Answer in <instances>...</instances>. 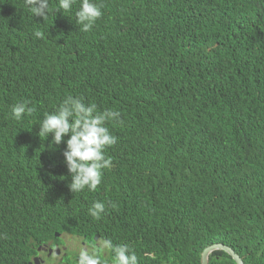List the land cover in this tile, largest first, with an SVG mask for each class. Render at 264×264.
<instances>
[{"label": "trees", "instance_id": "1", "mask_svg": "<svg viewBox=\"0 0 264 264\" xmlns=\"http://www.w3.org/2000/svg\"><path fill=\"white\" fill-rule=\"evenodd\" d=\"M95 2L103 15L83 32L78 3L65 17L49 0L41 19L25 0H0V264H27L54 233L107 229L141 202L133 188L156 224L190 218L208 244L250 238L238 251L264 264V0ZM69 94L120 112L95 191H69L65 145L33 125ZM23 100L35 112L15 121ZM202 248L161 261L135 252L141 264H200ZM218 254L234 264L223 251L210 264Z\"/></svg>", "mask_w": 264, "mask_h": 264}, {"label": "clouds", "instance_id": "2", "mask_svg": "<svg viewBox=\"0 0 264 264\" xmlns=\"http://www.w3.org/2000/svg\"><path fill=\"white\" fill-rule=\"evenodd\" d=\"M77 3L79 6L74 12V22L80 31L88 32L103 15L102 3L95 0H56L54 12L62 15L72 13L73 6ZM25 6L34 17L43 19L49 14V0H25ZM35 35L42 37L39 31ZM34 112L35 108L30 106V101L23 100L12 107L10 116L15 121H21L25 116H32ZM109 122L119 123L120 112L113 109L99 110L95 102L85 103L82 97L69 94L60 101L54 111L45 113L42 119L33 124L38 125V137L42 136L45 140L51 134L53 145L58 146L61 143L65 145L62 156L70 176L67 187L71 193H79L85 189L95 191L102 182L103 170L111 167V157L105 153L117 143V137L112 135L106 126ZM146 189H152V186ZM129 192L134 193L137 198L140 197L142 203L133 199L136 203L126 212L116 216L107 229L100 228L98 233L91 234L89 228L81 226L76 230L54 233L56 241L50 240L49 237V240L39 242L36 248L32 247L34 255L27 264H40V259L35 257L37 251L52 244L64 245L67 250L75 253V264H141L138 263L135 252L138 248L145 252V259L161 261L171 255L169 250L188 255L195 254L196 249L202 246L201 264L203 251L215 245L229 248L233 256L214 248L208 254L207 264H210V256L215 251H223L231 256L234 264L252 263L253 260L247 253L241 254L238 251L245 249L250 238H237L232 247L220 242L208 244L211 240L200 238L197 226L190 218L184 219L181 223L170 220L156 224L152 210L143 204L140 196V192L144 191L133 188ZM104 211L105 204L100 201L94 202L88 209L89 215L96 219H99ZM19 238L27 237L22 231ZM91 240L97 243L96 246L82 248L84 246L82 243ZM216 261L217 264H230L219 254ZM163 264L181 262L175 258L172 263Z\"/></svg>", "mask_w": 264, "mask_h": 264}, {"label": "flooded vegetation", "instance_id": "3", "mask_svg": "<svg viewBox=\"0 0 264 264\" xmlns=\"http://www.w3.org/2000/svg\"><path fill=\"white\" fill-rule=\"evenodd\" d=\"M91 241L85 244L82 243L84 245L82 248L96 246L97 243L95 241L91 243ZM35 257L40 259V264H75L76 254L71 252V250H67L64 245L58 246L57 244H52V246L37 251Z\"/></svg>", "mask_w": 264, "mask_h": 264}, {"label": "water", "instance_id": "4", "mask_svg": "<svg viewBox=\"0 0 264 264\" xmlns=\"http://www.w3.org/2000/svg\"><path fill=\"white\" fill-rule=\"evenodd\" d=\"M214 248H215V249L219 248V249H221V250H223V251H225V252H227L228 254H230V255L233 256V253H232V251H231L229 248L224 247V246H221V245H219V246L215 245V246H212V247L206 248V249L203 251L202 256H201V264H207V263H208V261H207V259H208V254H209V252H210L211 250H213Z\"/></svg>", "mask_w": 264, "mask_h": 264}]
</instances>
